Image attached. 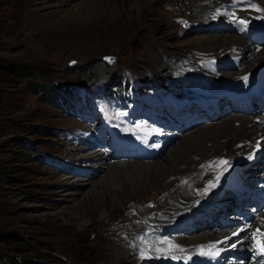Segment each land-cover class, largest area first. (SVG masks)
Instances as JSON below:
<instances>
[{
	"label": "rangeland",
	"instance_id": "rangeland-1",
	"mask_svg": "<svg viewBox=\"0 0 264 264\" xmlns=\"http://www.w3.org/2000/svg\"><path fill=\"white\" fill-rule=\"evenodd\" d=\"M136 1L140 3L132 12ZM204 1L157 0L147 6V0H0V60L29 63L41 69L35 81L55 82L33 90L28 77L6 82L0 75V232L13 239L5 243L8 253L31 257L33 262L26 264H144V256L131 248L115 257L107 245L132 233L140 214L166 212L168 189L161 182L129 200L132 179L140 185L141 178L131 170L127 174L106 166L93 158V152L107 151V141L102 144L100 137L101 128H107L103 111L119 112L122 124L114 122L128 123L130 135L144 133L135 128L140 124L162 131L173 112L171 102L163 101L165 97L173 102L165 88L190 86L182 87L183 79L176 82L179 70L186 69L188 80H201L221 59L232 61L205 38L240 37L236 30L243 32L246 24L227 25L226 19L207 27L201 19H190ZM104 53L116 54V61L109 63L101 57ZM111 74L118 78L110 81ZM117 90H124L122 97L116 96ZM224 105L225 111L213 120L230 116ZM258 108L254 111H264ZM135 112L138 121L123 120L126 113L133 117ZM178 138L163 146L158 157L142 161L163 159ZM232 204L228 217L218 208L210 220L201 217L196 222L238 223L242 219L235 218ZM194 205L189 203L185 212ZM191 229L185 226L182 235L189 237ZM20 235L28 244L10 247L19 243ZM222 246L216 250L222 252L223 263L238 264L240 257L235 261L230 252L242 254L243 246Z\"/></svg>",
	"mask_w": 264,
	"mask_h": 264
},
{
	"label": "bare ground",
	"instance_id": "bare-ground-1",
	"mask_svg": "<svg viewBox=\"0 0 264 264\" xmlns=\"http://www.w3.org/2000/svg\"><path fill=\"white\" fill-rule=\"evenodd\" d=\"M155 1L147 0V6ZM134 3L132 12L140 2ZM195 13L190 19H201L207 27L242 17L246 24L260 27V31L254 29L240 34L236 31L240 37L207 35L205 41L218 45L213 50H218V54L228 53L234 59H221L219 66L214 64L206 78L201 76V80H188L186 69L179 70L176 82L183 79L182 87L190 86L181 88L172 84L169 89L165 88L166 95L173 100H170L173 112L168 114L169 124L162 131L156 125L147 127L140 124L135 128L144 133L133 132L128 136L115 126L124 145L114 151L94 150L95 160L108 167L122 169L127 174L131 170L141 178L140 185L132 179L134 187L128 192L129 200L161 182L168 189L164 194L166 212L140 214L133 232L123 236L122 240L115 237L118 244L109 243L107 249L116 257L124 254V249L130 251L131 248V252L144 256V264H224L222 252L216 249L225 244L235 245V248L241 245L245 252L231 251L233 260L240 257L238 264H264V257L255 255L257 240L253 239L256 229L264 232L260 228V222H264V204L259 206L255 203L256 198L251 196L252 191L264 196V111L259 109L264 108V60L251 65L258 58H264V44L251 42H264V0H205ZM227 23L230 25L231 21ZM254 36L256 39H252ZM242 54L247 58L239 57ZM225 65L230 69L227 70ZM156 76L157 79L160 75ZM245 76L247 81L241 79ZM224 104L228 105L230 116L224 120H213L215 115L225 111ZM163 105L161 108L164 109ZM255 106L259 110L254 111ZM133 114L128 121L138 119L135 118L136 112ZM117 116L115 113L107 114L105 118L112 120ZM126 116L130 118L129 114ZM176 136L179 141L176 139L163 159L142 161L145 156L158 157L161 148L168 146ZM105 144L111 146L108 141ZM112 158L142 159L120 161ZM221 161H227V164ZM206 188H209V194L203 192ZM191 202L195 205L185 212ZM232 202L231 211L235 218L242 219L240 222L232 224L228 221L225 224L220 220L225 225L214 220L205 224L196 222L201 217L210 220L218 208H221L222 215L228 217V207ZM102 203L106 204V201ZM250 205L252 208H248ZM245 211L250 213L249 217L245 216ZM182 226L192 228L189 237L182 235ZM259 241L264 243V237ZM201 250L204 255L200 254Z\"/></svg>",
	"mask_w": 264,
	"mask_h": 264
},
{
	"label": "trees",
	"instance_id": "trees-1",
	"mask_svg": "<svg viewBox=\"0 0 264 264\" xmlns=\"http://www.w3.org/2000/svg\"><path fill=\"white\" fill-rule=\"evenodd\" d=\"M41 69H36L34 68L33 65H30L29 63L26 62H21V61H14V60H0V75L3 79V81H10V79H16L17 81L22 79L23 77H28L26 79L27 85H29L33 90L40 88H45V87H51L55 84V82L52 83H44L41 81H35L34 80V75H39L41 72ZM118 78V75L115 76V74L112 76L110 75V81L111 80H116ZM29 87V88H30ZM22 236V235H20ZM13 239L10 238V240L6 239L5 236L3 235L2 232H0V262L2 260H6L10 262L11 264H26L33 262V259L25 256H20V255H11L8 253L6 250V244L7 242H11ZM19 243H10V247H19V246H24L28 244V241L26 238L22 236L21 239H18ZM15 244V245H14ZM22 249V247H21Z\"/></svg>",
	"mask_w": 264,
	"mask_h": 264
},
{
	"label": "snow or ice",
	"instance_id": "snow-or-ice-1",
	"mask_svg": "<svg viewBox=\"0 0 264 264\" xmlns=\"http://www.w3.org/2000/svg\"><path fill=\"white\" fill-rule=\"evenodd\" d=\"M259 10V9H257ZM239 23L241 24H246L247 22L244 21V20H240ZM105 59L109 60V62L112 61L113 58H110V57H106ZM241 79L247 81V77H242ZM221 163H224V164H227V161H221ZM234 235L236 233H233ZM257 236H260V237H264V232H261L260 229H256V231L253 233V239H256ZM257 243V247L260 249V254L261 255H264V243H261L259 240L256 241ZM233 247H235V245H233ZM201 255H204V251L201 250L200 252ZM217 253H213V255H216Z\"/></svg>",
	"mask_w": 264,
	"mask_h": 264
},
{
	"label": "water",
	"instance_id": "water-1",
	"mask_svg": "<svg viewBox=\"0 0 264 264\" xmlns=\"http://www.w3.org/2000/svg\"><path fill=\"white\" fill-rule=\"evenodd\" d=\"M101 57H102L103 59H105L106 57L113 58L111 62H109V60L105 59V60H107L109 63H114V62L116 61V54H114V53H104V54H101ZM70 61H75V59H74V58H73V59H70Z\"/></svg>",
	"mask_w": 264,
	"mask_h": 264
}]
</instances>
